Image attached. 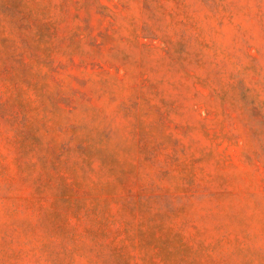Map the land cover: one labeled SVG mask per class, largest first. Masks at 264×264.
I'll return each mask as SVG.
<instances>
[{"label": "rangeland", "instance_id": "rangeland-1", "mask_svg": "<svg viewBox=\"0 0 264 264\" xmlns=\"http://www.w3.org/2000/svg\"><path fill=\"white\" fill-rule=\"evenodd\" d=\"M0 264H264V0H0Z\"/></svg>", "mask_w": 264, "mask_h": 264}]
</instances>
